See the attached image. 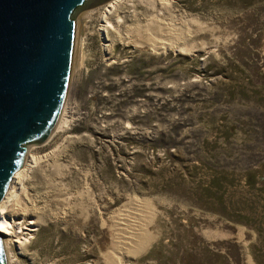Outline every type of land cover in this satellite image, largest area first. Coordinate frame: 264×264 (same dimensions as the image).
<instances>
[{"label": "rangeland", "instance_id": "rangeland-1", "mask_svg": "<svg viewBox=\"0 0 264 264\" xmlns=\"http://www.w3.org/2000/svg\"><path fill=\"white\" fill-rule=\"evenodd\" d=\"M168 1L109 39L101 6L76 17L62 125L27 147L14 208L35 232L9 264H264V0ZM149 21L160 50L134 32Z\"/></svg>", "mask_w": 264, "mask_h": 264}, {"label": "water", "instance_id": "water-1", "mask_svg": "<svg viewBox=\"0 0 264 264\" xmlns=\"http://www.w3.org/2000/svg\"><path fill=\"white\" fill-rule=\"evenodd\" d=\"M112 0H0V205L28 146L52 136L64 107L76 17ZM0 264H9L0 233Z\"/></svg>", "mask_w": 264, "mask_h": 264}, {"label": "bare ground", "instance_id": "bare-ground-1", "mask_svg": "<svg viewBox=\"0 0 264 264\" xmlns=\"http://www.w3.org/2000/svg\"><path fill=\"white\" fill-rule=\"evenodd\" d=\"M168 5V0H112L100 8H97L99 14L98 19L101 23L98 31L104 39H109V34L113 31L118 32L121 25L124 23V19L120 17V14L124 13L125 10H129L134 16L137 12V6H142L148 11H154L159 7V15H162L161 12L167 8ZM86 15L88 18L92 17L90 13ZM145 29L146 30L138 28L137 31L135 30L134 32L137 33V36H139L141 41L147 44L150 48L153 50H160V46L163 42L162 39L167 37V30L164 31L161 24L154 21H149L148 27ZM156 37H159L160 40H155ZM61 123V121L58 123L55 132L61 128ZM39 159L40 158L38 157L28 156L23 170L15 174L10 187L3 198V202L0 205V233L4 237L6 250H8V247L12 244H17L19 248H22L23 245L28 242V237L31 236V233L35 232L36 221L32 220L27 228L20 222L16 224L15 217L19 215L18 213L20 210L18 209V206L20 199L26 192L25 183L38 165ZM15 207H18L16 212H14ZM122 219L118 224L119 227L123 224ZM24 231L30 233L25 234Z\"/></svg>", "mask_w": 264, "mask_h": 264}]
</instances>
